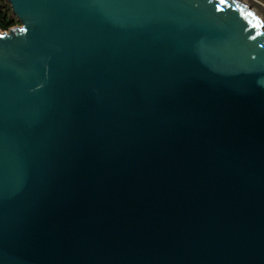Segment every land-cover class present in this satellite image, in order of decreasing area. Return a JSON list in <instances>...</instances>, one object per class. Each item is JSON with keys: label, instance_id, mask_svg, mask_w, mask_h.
I'll use <instances>...</instances> for the list:
<instances>
[{"label": "water", "instance_id": "water-1", "mask_svg": "<svg viewBox=\"0 0 264 264\" xmlns=\"http://www.w3.org/2000/svg\"><path fill=\"white\" fill-rule=\"evenodd\" d=\"M9 2L0 264H264L261 16L243 0Z\"/></svg>", "mask_w": 264, "mask_h": 264}, {"label": "rangeland", "instance_id": "rangeland-1", "mask_svg": "<svg viewBox=\"0 0 264 264\" xmlns=\"http://www.w3.org/2000/svg\"><path fill=\"white\" fill-rule=\"evenodd\" d=\"M245 1L250 5L252 9L256 10L255 12L259 14L264 21V0H245ZM8 3L11 6V3L9 2V0H7V3L6 1L5 2L3 1V4L5 5V7L3 6L2 9H4V12L8 13L9 17H12L13 19H15V23L13 26H20L21 22L17 19L16 15L13 13L12 6H11V10L8 8ZM0 30L5 31L8 29H3L0 26Z\"/></svg>", "mask_w": 264, "mask_h": 264}, {"label": "trees", "instance_id": "trees-1", "mask_svg": "<svg viewBox=\"0 0 264 264\" xmlns=\"http://www.w3.org/2000/svg\"><path fill=\"white\" fill-rule=\"evenodd\" d=\"M3 1L7 3V0H0V26L3 29H9L11 26L14 25L15 23V19H13L12 17H9L8 13L4 12V9H2V7L5 5L3 4ZM8 8L11 10V6L8 3Z\"/></svg>", "mask_w": 264, "mask_h": 264}, {"label": "bare ground", "instance_id": "bare-ground-1", "mask_svg": "<svg viewBox=\"0 0 264 264\" xmlns=\"http://www.w3.org/2000/svg\"><path fill=\"white\" fill-rule=\"evenodd\" d=\"M247 5H249L245 0H243ZM250 6V5H249ZM251 8V7H250ZM254 10V9H253ZM256 11V10H255ZM259 15V14H258Z\"/></svg>", "mask_w": 264, "mask_h": 264}, {"label": "snow or ice", "instance_id": "snow-or-ice-1", "mask_svg": "<svg viewBox=\"0 0 264 264\" xmlns=\"http://www.w3.org/2000/svg\"><path fill=\"white\" fill-rule=\"evenodd\" d=\"M225 2V0H220V3H224ZM251 14V13H250Z\"/></svg>", "mask_w": 264, "mask_h": 264}]
</instances>
